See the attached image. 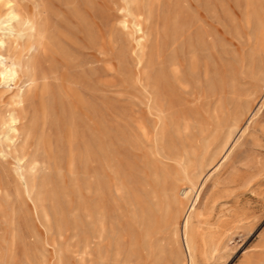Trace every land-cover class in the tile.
<instances>
[{"label": "rangeland", "instance_id": "rangeland-1", "mask_svg": "<svg viewBox=\"0 0 264 264\" xmlns=\"http://www.w3.org/2000/svg\"><path fill=\"white\" fill-rule=\"evenodd\" d=\"M13 2L0 264H189L183 211L174 235L158 206L200 169L194 264H263L264 0H133L128 28L123 0ZM136 198L154 212L149 238ZM216 228L229 237L209 258L200 239Z\"/></svg>", "mask_w": 264, "mask_h": 264}, {"label": "bare ground", "instance_id": "bare-ground-1", "mask_svg": "<svg viewBox=\"0 0 264 264\" xmlns=\"http://www.w3.org/2000/svg\"><path fill=\"white\" fill-rule=\"evenodd\" d=\"M132 2L133 0H123V4L125 5L123 9H124L126 17H124V19L121 21V25L125 28H128L129 22L127 20V17L131 15L129 5L132 4ZM4 5L7 6L6 10L4 9L5 11L3 13L0 12V29H2L3 36L6 33L13 31V26L11 25V21L13 20L17 22L19 20L22 21L20 19L21 18L20 13L18 9L16 8L17 6H15V3L13 2V0H5ZM20 24L22 23L20 22ZM132 30L134 33L138 34L135 37L136 38L135 41L138 47L142 40L141 34L143 33L141 23L134 20L132 23ZM4 44H5V40L3 39L0 40V46L3 48V50H0V85L14 82L19 77V69L22 66V63L19 59L16 58L17 59L16 60L12 58L8 50L4 47ZM32 46L33 44L30 43L28 45V50H30ZM24 65H25L24 67H27V63H25ZM16 102L18 105L23 102L22 94L18 95ZM8 120H9V124L13 126L11 128V131L15 132L17 129L15 125L18 121L17 115L14 113H11L8 117ZM227 139L225 140V143H227ZM35 165L36 163L34 164V167ZM201 173H202L201 169L199 171H195L194 173L185 171L184 178L180 180L183 182L184 186L178 189L177 188L178 184L174 183L169 188H167L164 193V197H165L163 201L164 203L162 206H158V210L162 212L163 220L169 224L174 235L178 234V229H179L178 218L180 217V213H182L183 211L182 220H181L182 239H183L186 254L188 256L189 264H194L193 262V258H194L193 257V254H194L193 244L194 243H193L192 238L189 236V232H188L189 222L193 217H198L200 215H203V211L202 213L198 212V209L201 206L200 191L203 186L200 188L199 191H196L193 196L190 197V194L192 191L195 190V187L197 185V182H198V179ZM24 180H25L26 186L28 187L29 181L27 180L26 176H24ZM138 200H139L137 203L138 204L137 205L138 206V224L140 227V237L139 238L140 239L149 238L152 235L151 229L154 226V221H153V218L155 219L154 212L150 207L145 205V202L142 199H138ZM213 202H214V199L203 202L202 204L203 210L206 211V209H209L210 207H212ZM225 237H229V234L221 233L218 228L211 230L209 233L206 234V236L201 237L200 244L205 246V250L207 249L205 251L206 252L205 254L208 255L209 258H214L216 254L220 252V250L223 247L222 239ZM261 262H264V261H261Z\"/></svg>", "mask_w": 264, "mask_h": 264}]
</instances>
